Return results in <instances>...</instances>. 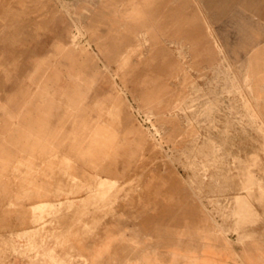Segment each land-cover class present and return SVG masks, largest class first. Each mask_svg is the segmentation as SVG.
Instances as JSON below:
<instances>
[{"label":"rangeland","instance_id":"obj_1","mask_svg":"<svg viewBox=\"0 0 264 264\" xmlns=\"http://www.w3.org/2000/svg\"><path fill=\"white\" fill-rule=\"evenodd\" d=\"M261 46L264 0H0V199H51L0 236V263L89 264L73 242L113 221L124 258L108 264L147 246L159 264H231L233 248L264 264ZM72 156L116 157L122 181L111 163L79 179Z\"/></svg>","mask_w":264,"mask_h":264},{"label":"crops","instance_id":"obj_2","mask_svg":"<svg viewBox=\"0 0 264 264\" xmlns=\"http://www.w3.org/2000/svg\"><path fill=\"white\" fill-rule=\"evenodd\" d=\"M258 58V59H255ZM248 60L251 61V65H249V72H250V77L253 80V83H258L264 80V73L261 70V65L264 64V46L261 47H256L253 50H251L249 52V56H248ZM260 96H258L259 98ZM77 135V134H75ZM79 136V135H77ZM49 151L46 153L45 151L42 152L40 155H45V154H51L52 152H54V150L56 149L48 147ZM89 155H96L94 153V149L93 146L90 147L89 149ZM75 154V150L73 151V155ZM37 154H35L36 156ZM72 160L71 161V173L79 178V179H84L88 173H91L92 170L91 169H100L102 167H92V166H88V164L91 163H111V164H115V166H111L108 167L111 172H118L119 173V181H122V174H123V167L122 164L117 162L116 157H109V158H104L105 161H98L99 157H91V156H72L71 157ZM110 161H106V160ZM54 165L59 164L57 161H54L53 163ZM107 169V168H106ZM101 175V174H100ZM104 175L106 176V174L104 173ZM101 175V176H104ZM52 178H56L55 176ZM40 181H43L46 187H49V182L48 178H44L43 176L39 177ZM52 190V186L50 187ZM11 191H9L8 194H3V198H2V206H0V236H3L4 240L6 241L7 239V235L9 233L12 232H22L25 229H31L30 226V216L29 213L31 212V204L32 203H36L38 201L41 200H51L49 197L50 195L44 197L43 199H34L31 200L30 202H21V203H17L16 206L14 207H7L6 203L7 200L11 199L12 194L10 193ZM86 196H84V194H82L81 196L77 197L78 199L82 200L83 198H85ZM53 201V200H52ZM114 224L115 227L112 228L111 230L116 234V233H121V227L118 223L110 221L108 223H106L103 228L101 233L94 238H84L82 240H77L74 241V247L75 249L82 254V256L88 260V263H90L91 261V255H92V251H91V247L93 246V248H98L97 252L99 254V263L98 264H108L110 261L112 260H116V259H123L124 256L122 255L121 249L123 247V239L120 236L115 237V239L111 240V241H107L106 240V236H105V228L107 227V225H112ZM15 243H17L16 241H14ZM23 242V241H22ZM26 242V241H24ZM35 243H39V241H34ZM109 244V251L106 252L105 250H103V246L106 244ZM215 244V242H212V244ZM204 243L199 242V244L195 247H199V246H203ZM96 246V247H95ZM98 246V247H97ZM233 248V247H232ZM96 250V249H95ZM233 250V263L231 264H244V260L242 258V256H240L239 252H237L236 250ZM94 253V252H93ZM134 253V252H133ZM163 253H165V250L163 251ZM135 254V253H134ZM170 258H172L173 260H177L178 258L171 253L170 254ZM259 259H263L264 255L259 254L258 255ZM128 259H134V260H138L139 264H159L158 262V258L156 256L155 250H150L149 246L143 248V250L140 251V253H138L137 256L133 255V256H129L127 257ZM183 263L182 264H228L225 259H223L222 257H218L215 256V254H212L210 252L204 253V254H200L198 256H190L187 255L186 259L182 260ZM253 263V262H252ZM0 264H26L25 261H23L20 257H17L15 255L9 254L6 255V258L4 259V262L0 263ZM255 264V263H253Z\"/></svg>","mask_w":264,"mask_h":264},{"label":"bare ground","instance_id":"obj_3","mask_svg":"<svg viewBox=\"0 0 264 264\" xmlns=\"http://www.w3.org/2000/svg\"><path fill=\"white\" fill-rule=\"evenodd\" d=\"M55 146V145H54ZM25 152V151H24ZM31 154V153H30Z\"/></svg>","mask_w":264,"mask_h":264}]
</instances>
